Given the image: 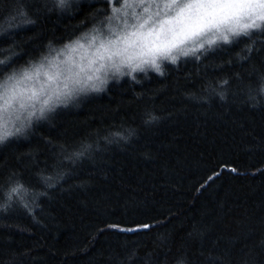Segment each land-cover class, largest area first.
Instances as JSON below:
<instances>
[{
  "label": "trees",
  "instance_id": "1",
  "mask_svg": "<svg viewBox=\"0 0 264 264\" xmlns=\"http://www.w3.org/2000/svg\"><path fill=\"white\" fill-rule=\"evenodd\" d=\"M45 2L0 0V26L21 5L37 21L0 36V58H11L0 73L49 39L71 38L102 4L69 17L48 14ZM249 43L169 67L163 80L110 85L0 147V187L19 179L31 193L28 208L0 212V264H264V99L258 108L248 99L264 80V36L250 55ZM225 77L221 102L206 87ZM151 114L159 120L146 123ZM126 129L128 143L110 136ZM76 151L84 155L69 159Z\"/></svg>",
  "mask_w": 264,
  "mask_h": 264
},
{
  "label": "clouds",
  "instance_id": "2",
  "mask_svg": "<svg viewBox=\"0 0 264 264\" xmlns=\"http://www.w3.org/2000/svg\"><path fill=\"white\" fill-rule=\"evenodd\" d=\"M96 2L46 0L44 7L48 14L75 17L81 5ZM88 17V21L77 22L81 30L71 38L62 43L49 39L34 58L0 73V147L13 139H28L34 125L47 123L58 110L79 109L81 101L107 94L110 85L119 86L126 80L135 88L153 76L163 80L169 75V67L178 70L188 62L199 64L241 38L250 40L243 48L250 55L257 38L264 36V0H102ZM11 20L7 27L0 26V36L37 23L23 5ZM21 54L22 50L15 51L13 57ZM10 59L0 58V66ZM236 59L242 62L246 57L237 52ZM229 83L226 77L215 84L209 82L206 91L226 102ZM185 98L197 99L195 93H186ZM248 99L250 107L260 106L264 80L259 94ZM199 101L206 103L207 98L201 96ZM158 120L151 114L145 122ZM125 132L110 136L128 143L134 133ZM104 139L113 143V139ZM83 155V151H76L68 158ZM40 179L48 188L54 186L52 177L41 175ZM0 192V212L17 203L29 207L31 193L21 180L0 187Z\"/></svg>",
  "mask_w": 264,
  "mask_h": 264
}]
</instances>
